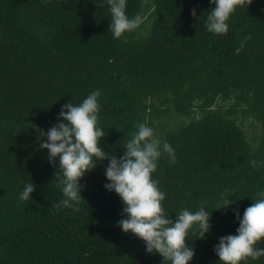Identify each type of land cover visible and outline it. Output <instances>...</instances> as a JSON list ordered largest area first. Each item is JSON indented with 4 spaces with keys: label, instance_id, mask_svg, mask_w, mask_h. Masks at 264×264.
<instances>
[{
    "label": "trees",
    "instance_id": "obj_1",
    "mask_svg": "<svg viewBox=\"0 0 264 264\" xmlns=\"http://www.w3.org/2000/svg\"><path fill=\"white\" fill-rule=\"evenodd\" d=\"M109 7L0 0V264H170L118 226L124 204L104 187L107 159L80 180L78 211L55 206L65 198L59 158L49 163L39 130L96 90L99 146L119 158L140 123L168 142L175 163L165 153L152 174L164 213H211L203 239L189 230V264H222L214 247L237 234L236 212L242 218L264 191V0L237 6L226 34L207 30L211 0H126V15L143 23L119 39ZM31 182V199L21 201ZM224 198L235 202L217 210ZM253 247L264 249V238Z\"/></svg>",
    "mask_w": 264,
    "mask_h": 264
},
{
    "label": "clouds",
    "instance_id": "obj_2",
    "mask_svg": "<svg viewBox=\"0 0 264 264\" xmlns=\"http://www.w3.org/2000/svg\"><path fill=\"white\" fill-rule=\"evenodd\" d=\"M251 2L248 0V4ZM107 3L111 13L109 30L114 39L121 38L124 33L137 29L143 23L140 14L133 18L126 15V0H107ZM211 3L214 7L207 17V30L214 34H226L229 30L226 21L237 6L245 4V0H211ZM191 15L196 17L195 9ZM100 95V91L96 90L79 105L66 103L58 117L63 122L54 125L46 133L39 130L38 140L45 136L47 138V142H39V147L48 150L49 163L55 167L59 158V172L62 174L59 185H62L65 198L55 206L78 211L79 204L85 200L81 196L83 186L80 180L97 163L107 159L105 176L109 183L104 187L110 192L114 191L124 204V218L118 221V226L124 233L142 239L148 254L158 253L163 257V262L168 261L170 264H189L195 254L194 246L190 248L186 243L189 230H199L203 239L211 229V213L201 206L194 212L182 209L175 220L165 215L161 204L165 193L159 190V182L152 178V174L157 169L159 158L165 153L169 162L175 163V151L168 142H162L146 123L135 126L137 130L122 145L124 154L119 158L99 146L101 138L105 136L104 130L97 127ZM249 163L255 168L258 162L253 160ZM259 163L264 165V161ZM34 190L32 182L26 183L19 199L28 201ZM257 197L245 209L242 218L236 212L239 221L237 234L221 237L214 247L222 264H240L249 257L255 260L264 256V249L253 247L264 238V191L257 193ZM234 202L224 198L223 206L217 210L227 208Z\"/></svg>",
    "mask_w": 264,
    "mask_h": 264
},
{
    "label": "rangeland",
    "instance_id": "obj_3",
    "mask_svg": "<svg viewBox=\"0 0 264 264\" xmlns=\"http://www.w3.org/2000/svg\"><path fill=\"white\" fill-rule=\"evenodd\" d=\"M247 131L249 132V134L251 133V131H253V128L251 127L249 122H247Z\"/></svg>",
    "mask_w": 264,
    "mask_h": 264
}]
</instances>
